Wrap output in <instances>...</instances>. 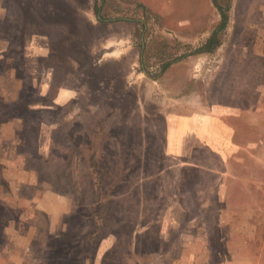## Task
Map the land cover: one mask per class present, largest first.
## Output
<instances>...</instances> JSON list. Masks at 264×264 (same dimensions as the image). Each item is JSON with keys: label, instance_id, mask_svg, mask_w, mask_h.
Instances as JSON below:
<instances>
[{"label": "rangeland", "instance_id": "rangeland-1", "mask_svg": "<svg viewBox=\"0 0 264 264\" xmlns=\"http://www.w3.org/2000/svg\"><path fill=\"white\" fill-rule=\"evenodd\" d=\"M220 20L0 0V264H264V0Z\"/></svg>", "mask_w": 264, "mask_h": 264}, {"label": "trees", "instance_id": "trees-1", "mask_svg": "<svg viewBox=\"0 0 264 264\" xmlns=\"http://www.w3.org/2000/svg\"><path fill=\"white\" fill-rule=\"evenodd\" d=\"M105 1V0H103ZM215 7L219 11V14L221 16L220 25L219 27L212 33L211 37L207 40L205 45L198 50V52L202 53H212L215 51V49L220 45V37L219 35L223 30H225L228 26L229 19H230V10L232 7L233 0H213ZM101 10V8H99ZM99 9L97 11H99ZM167 64L164 66L163 70H167L170 65L173 63Z\"/></svg>", "mask_w": 264, "mask_h": 264}]
</instances>
